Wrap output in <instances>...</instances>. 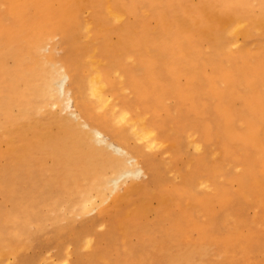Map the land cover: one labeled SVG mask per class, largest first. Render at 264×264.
<instances>
[{
    "label": "bare ground",
    "instance_id": "6f19581e",
    "mask_svg": "<svg viewBox=\"0 0 264 264\" xmlns=\"http://www.w3.org/2000/svg\"><path fill=\"white\" fill-rule=\"evenodd\" d=\"M0 154V264H73L82 247L121 264L117 238L154 240L164 212L161 250H193L177 243L192 229L197 250L264 264L244 212H264V0H0ZM228 166L245 170L235 198Z\"/></svg>",
    "mask_w": 264,
    "mask_h": 264
},
{
    "label": "rangeland",
    "instance_id": "374dc122",
    "mask_svg": "<svg viewBox=\"0 0 264 264\" xmlns=\"http://www.w3.org/2000/svg\"><path fill=\"white\" fill-rule=\"evenodd\" d=\"M52 45L56 46L57 48L61 49L63 42L61 41V35H58L55 37V39L52 41ZM190 153L192 155H195L192 148H190ZM193 157V156H192ZM7 156H3V154H0V160L2 162H5L7 160ZM9 160V159H8ZM7 160V161H8ZM227 177H223L219 180V183L221 182L226 188L228 189V192L233 195L232 197L238 196V189H237V183L232 182L229 178V176H241L244 173V169H234L231 166H228L227 168ZM198 192L201 193H207V194H214L216 193L214 188H211L209 190H205L202 187L198 189ZM200 194V195H203ZM0 202H4V198L2 195H0ZM220 206L219 202H215V204L212 203L213 207ZM245 206V220L247 223V228H251L252 231H254L256 234H258V237L262 239V244L264 246V212L260 206H255L253 204H244ZM163 211H161L162 213ZM178 212V211H177ZM97 212H94L91 215H88L86 217H80L78 216V220L84 221L85 218L95 216ZM173 213L164 212L161 215L162 221H163V228L160 230V232L157 234L156 238L152 240L148 235H140V233L133 234L129 240L128 243L124 244L123 237L117 238V244L116 249L114 250L110 258H115L117 256L120 257L119 261L121 264H136L138 261L143 260L144 264H166L165 255H174L175 257L178 256V254H186L185 257L181 261H179L178 264H227L230 260H236L238 261L244 253V250H213L212 247L209 246L207 250H197L196 246H204L206 245V240L203 238V236H200L198 231L196 230H187L181 237H177V243L181 245L182 248H185L186 245L189 246V248L193 250H161L165 249V246L168 247L169 244L166 243V235L167 232L170 229L169 224V218ZM196 218L199 219V221L204 222L206 221V217L203 215H200V213H196ZM149 221L152 224H155L156 221L154 212L149 216ZM230 224H233V222H229ZM61 224L66 225L67 222H61ZM133 224L141 225L142 223L134 222ZM103 229H99V232L96 231V233H101ZM53 228L50 226V230H46L44 232H41L40 234H37L35 242H39L41 244H47L53 236H52ZM102 234V233H101ZM142 238V241H145L143 250H135L134 254L131 255V258L129 259V251L131 250V246H136L138 243V239ZM51 249L49 255H52L56 250L53 246L50 247ZM38 250H29V256H32L37 252ZM41 252L46 254V249H41ZM90 251L86 249L85 247H82L81 250H77L78 257L74 256L72 258L73 264H103L101 262H98V260H91L89 257ZM134 259V260H133ZM139 259V260H138ZM137 260V261H136ZM39 264H45V262H40Z\"/></svg>",
    "mask_w": 264,
    "mask_h": 264
}]
</instances>
